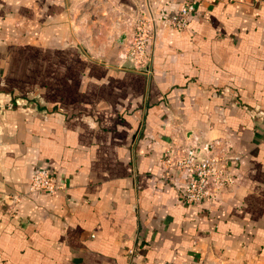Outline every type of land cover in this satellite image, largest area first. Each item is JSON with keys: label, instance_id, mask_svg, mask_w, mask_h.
<instances>
[{"label": "crops", "instance_id": "obj_1", "mask_svg": "<svg viewBox=\"0 0 264 264\" xmlns=\"http://www.w3.org/2000/svg\"><path fill=\"white\" fill-rule=\"evenodd\" d=\"M187 4L150 74L120 68L131 6ZM193 133L234 158L209 207L161 182ZM40 169L65 188L31 193ZM0 264H264V0H0Z\"/></svg>", "mask_w": 264, "mask_h": 264}, {"label": "built area", "instance_id": "obj_2", "mask_svg": "<svg viewBox=\"0 0 264 264\" xmlns=\"http://www.w3.org/2000/svg\"><path fill=\"white\" fill-rule=\"evenodd\" d=\"M195 13L187 4L176 12L154 14L150 7L131 6L125 14V40L119 45L120 68L150 74L149 49L160 23L173 31L188 28V19ZM231 145L226 139L206 140L200 134H191L182 143H173L161 157V182L171 184L181 175L183 181L177 192L182 203L202 207L221 202L223 195L234 184L230 164L234 160ZM65 188L59 185L48 169L36 172L30 192L53 195ZM135 253L130 251V255Z\"/></svg>", "mask_w": 264, "mask_h": 264}, {"label": "rangeland", "instance_id": "obj_3", "mask_svg": "<svg viewBox=\"0 0 264 264\" xmlns=\"http://www.w3.org/2000/svg\"><path fill=\"white\" fill-rule=\"evenodd\" d=\"M80 17L78 18V20L81 21L79 30H81L80 36L81 38H83V40H85L84 42H87L88 39L90 38V27L87 25V23L90 21V14L87 13L86 9H82V14L80 13ZM90 40H93L90 38Z\"/></svg>", "mask_w": 264, "mask_h": 264}, {"label": "water", "instance_id": "obj_4", "mask_svg": "<svg viewBox=\"0 0 264 264\" xmlns=\"http://www.w3.org/2000/svg\"><path fill=\"white\" fill-rule=\"evenodd\" d=\"M124 40H125V35H123V36L118 40V43H119V44H122Z\"/></svg>", "mask_w": 264, "mask_h": 264}]
</instances>
